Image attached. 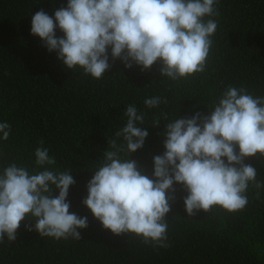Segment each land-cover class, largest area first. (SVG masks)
Masks as SVG:
<instances>
[{"label": "trees", "instance_id": "16d2710c", "mask_svg": "<svg viewBox=\"0 0 264 264\" xmlns=\"http://www.w3.org/2000/svg\"><path fill=\"white\" fill-rule=\"evenodd\" d=\"M68 0H0V123L10 125L7 140L0 134V174L10 164L30 174L45 169L71 171L69 211L87 217L88 227L79 229L81 239L41 237L33 221L21 222L14 242L0 243V264H264V157L246 158L257 171L256 188L246 192L242 211L228 213L215 207L208 213L188 217L186 190L174 184L167 214V246L144 243L126 233L116 236L102 227L82 203L87 184L104 162L109 141L127 123L126 109L135 105L144 114L149 133L143 147L129 155L143 174L152 177L153 157L165 151V125L175 119L208 115L229 87L245 88L264 97V0H218V27L205 71L180 80L162 77L159 62L149 70L111 58L102 79L83 70L68 69L31 34L32 16L43 10L67 7ZM207 19V18H206ZM56 36L63 33L56 29ZM161 97L158 107L144 101ZM159 120V126L153 127ZM41 141L43 144L41 145ZM47 148L55 165H36L35 150ZM126 147V145H124ZM126 159L125 153H120ZM58 195V190L54 191Z\"/></svg>", "mask_w": 264, "mask_h": 264}, {"label": "clouds", "instance_id": "9594fccd", "mask_svg": "<svg viewBox=\"0 0 264 264\" xmlns=\"http://www.w3.org/2000/svg\"><path fill=\"white\" fill-rule=\"evenodd\" d=\"M218 0H68L67 7L43 10L31 18V34L40 38L49 52L71 70L80 68L102 79L113 61L125 68L133 64L149 70L157 62L162 77L186 79L205 71L218 24ZM207 18V19H206ZM63 33L56 36V29ZM161 97L144 101L158 107ZM127 123L109 141L104 162L87 184L82 203L102 227L116 236L130 233L144 243L166 247V217L169 195L180 184L188 217L219 207L228 213L245 209L250 184L260 188L257 171L246 158L264 157V97L245 88H227L208 115L175 119L165 125V151L153 157L152 177L143 174L131 153L141 149L149 133L144 114L135 105L126 109ZM154 122L153 127L159 126ZM7 140L10 125L0 123ZM43 141H41V145ZM127 158L122 159L120 153ZM36 165H55L47 148L35 150ZM75 180L71 171L45 169L30 174L23 166L10 164L0 174V243L14 242L21 222L32 221L41 237L81 239L79 229L88 227L87 217L71 213L67 196ZM58 190V195L54 191Z\"/></svg>", "mask_w": 264, "mask_h": 264}]
</instances>
